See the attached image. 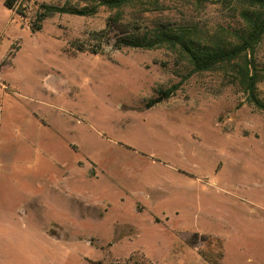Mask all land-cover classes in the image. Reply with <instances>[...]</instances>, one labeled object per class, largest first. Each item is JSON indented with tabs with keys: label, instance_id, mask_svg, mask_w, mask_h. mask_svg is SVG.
<instances>
[{
	"label": "rangeland",
	"instance_id": "obj_1",
	"mask_svg": "<svg viewBox=\"0 0 264 264\" xmlns=\"http://www.w3.org/2000/svg\"><path fill=\"white\" fill-rule=\"evenodd\" d=\"M5 1L0 264H264V110L239 61L194 72L166 46L79 52L115 10L53 13L32 31L41 3L94 2ZM158 3L137 0L124 21L210 35L237 23L236 0ZM254 59L264 103V38Z\"/></svg>",
	"mask_w": 264,
	"mask_h": 264
},
{
	"label": "trees",
	"instance_id": "obj_2",
	"mask_svg": "<svg viewBox=\"0 0 264 264\" xmlns=\"http://www.w3.org/2000/svg\"><path fill=\"white\" fill-rule=\"evenodd\" d=\"M88 1V0H84ZM137 0H93L94 4L80 8L74 6H56L41 3L31 23L32 31L41 29V21L53 13L89 16L96 12L97 6H105L115 12L106 20L105 27L98 31H90L87 36L89 46L78 45L77 51L91 54L105 53V48L120 49L133 47L154 49L166 46L186 59L194 72L211 71L236 61V78L247 94L248 101L255 107L264 110V103L256 96V84L259 81L255 65V51L264 38V0H236L235 12L237 23L221 26L217 34H207L195 23H175L158 20L149 28H141L137 23L124 21L122 11ZM202 5L211 0H189ZM91 2V3H93ZM17 0H6L8 8L13 9ZM158 6V0H153ZM17 14L24 16L20 12ZM125 22V23H124ZM9 54H13L9 52ZM171 87L158 97L146 103L149 108L161 102L162 96L168 97L173 92ZM163 94V95H162ZM92 264H101L99 261Z\"/></svg>",
	"mask_w": 264,
	"mask_h": 264
},
{
	"label": "crops",
	"instance_id": "obj_3",
	"mask_svg": "<svg viewBox=\"0 0 264 264\" xmlns=\"http://www.w3.org/2000/svg\"><path fill=\"white\" fill-rule=\"evenodd\" d=\"M18 51V50H17ZM69 189V188H68ZM56 227H58L59 228V230H61V225H59V226H56Z\"/></svg>",
	"mask_w": 264,
	"mask_h": 264
}]
</instances>
